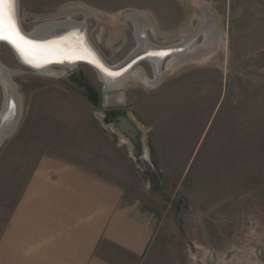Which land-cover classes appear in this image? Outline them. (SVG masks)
I'll return each mask as SVG.
<instances>
[{
	"label": "rangeland",
	"instance_id": "374dc122",
	"mask_svg": "<svg viewBox=\"0 0 264 264\" xmlns=\"http://www.w3.org/2000/svg\"><path fill=\"white\" fill-rule=\"evenodd\" d=\"M199 2L208 3L224 34L219 51L155 87L130 80L119 92L124 102L115 108L140 128L143 155L104 125L102 84L90 67L81 69L99 95L97 108L0 44V64L14 72L20 101L18 122L0 143V235L38 161L50 156L120 185L160 213L151 264H264V0H19V18L31 32L81 7L88 14L72 18L86 21L90 42L116 66L137 48L124 13L146 14L156 30L148 40L173 46L200 26ZM140 65L154 79L152 66ZM4 102L0 84V111Z\"/></svg>",
	"mask_w": 264,
	"mask_h": 264
},
{
	"label": "crops",
	"instance_id": "0c3cea01",
	"mask_svg": "<svg viewBox=\"0 0 264 264\" xmlns=\"http://www.w3.org/2000/svg\"><path fill=\"white\" fill-rule=\"evenodd\" d=\"M160 216L120 185L44 156L0 235V264H151Z\"/></svg>",
	"mask_w": 264,
	"mask_h": 264
},
{
	"label": "bare ground",
	"instance_id": "6f19581e",
	"mask_svg": "<svg viewBox=\"0 0 264 264\" xmlns=\"http://www.w3.org/2000/svg\"><path fill=\"white\" fill-rule=\"evenodd\" d=\"M197 7L200 10V16L198 20L200 26L192 35L188 37H183L179 44L173 46H157L149 41L146 33L148 31L155 32V28L151 23H148V18L146 14L142 12H126L124 13V18L133 25L134 35L137 42V48L130 54V58L134 57H147L142 62H147L152 66L154 72V79L148 77L146 72L142 69L140 65L142 62L137 64L127 72L118 74L117 78H107L99 69L95 66L97 60L92 58V54L89 49L86 48L85 44L80 40V34H78V28L82 23L76 24L72 16L78 12L87 13L81 7H72L67 9L60 14L54 15L53 18L43 22L41 25L36 27L33 31V34L38 36H51L55 35L57 32L61 31L65 39H70L74 45L72 50V56L78 59H89L90 63L92 62L94 67H90L100 78L108 85L110 89L121 91L124 89L123 86L132 81H140L147 86L155 87L157 86L166 76L173 73L179 68H182L191 63H203L209 61L212 58V55H215L219 51L223 43V32L219 29V25L212 19L211 15L208 12V3L199 2L196 3ZM94 12H92L93 14ZM96 14V13H95ZM214 16V15H213ZM214 18V17H213ZM67 20V21H65ZM216 20V19H215ZM65 21V22H62ZM182 34V32H181ZM62 35V36H63ZM69 36V37H68ZM201 36L202 42L200 44L196 43L194 45V39L198 40ZM5 45V44H4ZM181 46L184 48L181 52L172 54L168 58H164L167 54L165 51L171 47ZM166 49V50H165ZM59 47H53L52 49L35 48L33 56L37 59H48L52 57L59 56H69L65 51ZM15 56V54L13 53ZM16 57V56H15ZM17 58V57H16ZM15 58V59H16ZM141 58V59H143ZM168 60L163 67V63ZM141 61V60H139ZM20 63V62H19ZM157 64L161 66V70H157ZM107 67L110 69L117 68L116 66H111L106 63ZM89 67V66H88ZM74 68V65L71 66ZM14 72L7 69L4 65L0 64V84L3 87L5 102L4 108L0 111V143L13 131L15 128L19 115H20V101L16 95L15 88L11 81V75ZM66 73V70H54V69H45L40 71V75H45L54 78H61ZM118 94H113L107 97L108 104H121L123 101L122 93L117 92ZM124 102V101H123ZM102 118H105V113L101 112Z\"/></svg>",
	"mask_w": 264,
	"mask_h": 264
},
{
	"label": "water",
	"instance_id": "95a60500",
	"mask_svg": "<svg viewBox=\"0 0 264 264\" xmlns=\"http://www.w3.org/2000/svg\"><path fill=\"white\" fill-rule=\"evenodd\" d=\"M14 17L17 24V27L19 29L20 34L25 38V40L30 41L31 44L27 46V54L22 55L21 52H19L15 47H13L11 44L7 43L6 41H0V44H5L8 46L12 52L17 57V60L22 64L23 66L35 71L36 73H39L40 71H43L45 69H54V70H66V73L64 76H62L60 79H63L66 83H68L70 86H72L75 90L78 92L84 94L89 101L91 102L92 106L94 108L98 107L99 103V95L96 91V89L89 83L85 82V74L81 69V66H89L94 67L92 65L93 63L89 61L87 58L78 59L73 57L74 54H72V50L74 49V45L72 44V41L70 42V39H65L62 33L64 32H57L55 35L47 36L42 35L38 36L36 34H33V31L26 32L21 24L20 18H19V0H14ZM67 21V20H65ZM62 21V22H65ZM76 24L82 23L81 26L78 28V34H80V40L85 44L86 48L89 49L90 53L92 54V58L97 60L96 67L99 69V72H101L103 75H105L107 78H117L118 74H121L123 72H127V70L132 69L137 64L145 60L147 57H134L130 58L127 57L123 62L116 65L117 68L110 69L107 67L105 60L102 58L100 53L95 49V47L92 45L88 38L87 34V24L86 21H74ZM79 25V24H78ZM63 35V36H62ZM69 37V36H68ZM196 39H194V45L196 44ZM53 47H59L62 50L65 51V53L69 56H59V57H52L48 59H37L33 56V52L35 48L37 49H52ZM181 46H175L171 47L169 49H165L166 55L165 59L171 56L172 54H176L178 52H181L182 49ZM63 51V52H64ZM143 58V59H141ZM141 60V61H139ZM74 65V68H71V66ZM102 65V67L98 66ZM162 66V65H161ZM161 66L157 64V70H161ZM103 69H107L108 71H104ZM112 73V74H109ZM98 79L100 83L102 84L101 94H102V107L104 109L105 118H102V121L104 125L107 124H113L116 129L124 134L126 137L132 140L135 147L138 149V153L140 155L144 154V148L142 146V137H141V130L140 128L130 120V117L127 115V111L123 109H118L115 107H119L120 104H108L107 103V97L116 94L117 92H120L121 90H113L108 87V85L98 76ZM181 206L182 201H180L179 206L176 207L175 211L176 214H180L181 212ZM182 221V220H181Z\"/></svg>",
	"mask_w": 264,
	"mask_h": 264
},
{
	"label": "snow or ice",
	"instance_id": "6c2138e0",
	"mask_svg": "<svg viewBox=\"0 0 264 264\" xmlns=\"http://www.w3.org/2000/svg\"><path fill=\"white\" fill-rule=\"evenodd\" d=\"M0 41L11 44L22 55L27 54V46L31 44L20 34L17 27L14 17V0H0ZM98 66L103 68L102 65ZM103 70L108 71L107 69Z\"/></svg>",
	"mask_w": 264,
	"mask_h": 264
},
{
	"label": "flooded vegetation",
	"instance_id": "af4514ba",
	"mask_svg": "<svg viewBox=\"0 0 264 264\" xmlns=\"http://www.w3.org/2000/svg\"><path fill=\"white\" fill-rule=\"evenodd\" d=\"M85 82H86V83H89V82H87V80H86V79H85ZM179 203H180V202H179Z\"/></svg>",
	"mask_w": 264,
	"mask_h": 264
}]
</instances>
